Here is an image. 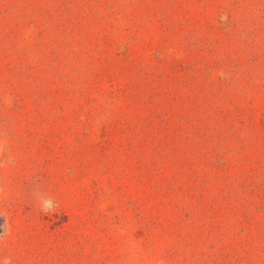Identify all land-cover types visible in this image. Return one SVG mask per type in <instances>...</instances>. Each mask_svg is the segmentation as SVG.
<instances>
[{"label": "rangeland", "instance_id": "obj_1", "mask_svg": "<svg viewBox=\"0 0 264 264\" xmlns=\"http://www.w3.org/2000/svg\"><path fill=\"white\" fill-rule=\"evenodd\" d=\"M6 261L264 264V0H0Z\"/></svg>", "mask_w": 264, "mask_h": 264}, {"label": "clouds", "instance_id": "obj_2", "mask_svg": "<svg viewBox=\"0 0 264 264\" xmlns=\"http://www.w3.org/2000/svg\"><path fill=\"white\" fill-rule=\"evenodd\" d=\"M54 209V205L51 202H48L42 207V211L44 212H50ZM5 264H10V261H6Z\"/></svg>", "mask_w": 264, "mask_h": 264}]
</instances>
